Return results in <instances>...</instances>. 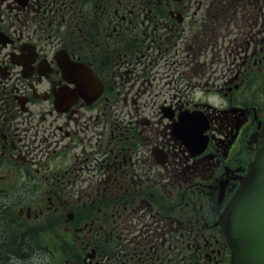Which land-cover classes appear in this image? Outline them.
<instances>
[{
    "label": "flooded vegetation",
    "instance_id": "af4514ba",
    "mask_svg": "<svg viewBox=\"0 0 264 264\" xmlns=\"http://www.w3.org/2000/svg\"><path fill=\"white\" fill-rule=\"evenodd\" d=\"M215 1L0 0V264H231L218 219L264 146V0H221L249 29L187 42Z\"/></svg>",
    "mask_w": 264,
    "mask_h": 264
},
{
    "label": "water",
    "instance_id": "95a60500",
    "mask_svg": "<svg viewBox=\"0 0 264 264\" xmlns=\"http://www.w3.org/2000/svg\"><path fill=\"white\" fill-rule=\"evenodd\" d=\"M221 224L232 251V264H264V148L257 151Z\"/></svg>",
    "mask_w": 264,
    "mask_h": 264
},
{
    "label": "rangeland",
    "instance_id": "374dc122",
    "mask_svg": "<svg viewBox=\"0 0 264 264\" xmlns=\"http://www.w3.org/2000/svg\"><path fill=\"white\" fill-rule=\"evenodd\" d=\"M220 2L221 0H216L213 3V6L210 8L209 12L205 10L203 11L201 10L197 14L196 25L191 24L190 28H188V25L186 26V28H188L189 30V34H186V36L188 37L187 42L191 41L192 38H196L199 36L201 41L203 43H206L207 38H209L211 34L216 35L217 33H219L225 35V43H228L229 39H233V36L235 34L238 35L240 32H245L249 29L247 26L244 27L243 25L245 16L244 17L242 16L241 9L234 10L233 9L234 6L231 7L230 14L226 18L213 16L215 13H217L215 12V10L218 8V4ZM206 14H208V18L205 16ZM231 16L233 17L231 18ZM256 19H258V25H260L262 20V14H261V10L257 5H255V8L252 12V16L250 17L249 22H254V20ZM206 25L209 26V30L208 27H206ZM228 31L230 32L231 36L229 34H225ZM25 184L28 185L26 188H24L25 194L28 196V198L31 197V201H33L34 203H37L38 201V196L36 195L38 191H39L38 195L40 196L44 191L46 192L49 191L48 187L40 185L36 182H25ZM77 187L78 184L76 188ZM57 227L58 226H56V228ZM63 227L64 225L59 226V231H61ZM27 258L28 260L25 259L24 261H22L23 264H38L40 260L44 259L37 252L29 253L27 255Z\"/></svg>",
    "mask_w": 264,
    "mask_h": 264
},
{
    "label": "trees",
    "instance_id": "16d2710c",
    "mask_svg": "<svg viewBox=\"0 0 264 264\" xmlns=\"http://www.w3.org/2000/svg\"><path fill=\"white\" fill-rule=\"evenodd\" d=\"M10 231H11L10 233H13L12 230H10ZM28 241H29V244H28V242H26L25 247H23L26 251L29 250V248L31 247V245L33 243V240L32 239H29Z\"/></svg>",
    "mask_w": 264,
    "mask_h": 264
}]
</instances>
